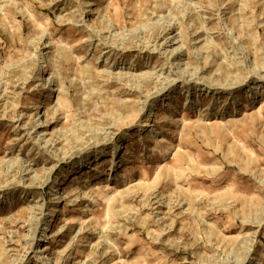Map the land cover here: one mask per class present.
I'll return each mask as SVG.
<instances>
[{
	"label": "rangeland",
	"instance_id": "1",
	"mask_svg": "<svg viewBox=\"0 0 264 264\" xmlns=\"http://www.w3.org/2000/svg\"><path fill=\"white\" fill-rule=\"evenodd\" d=\"M0 264H264V0H0Z\"/></svg>",
	"mask_w": 264,
	"mask_h": 264
},
{
	"label": "bare ground",
	"instance_id": "2",
	"mask_svg": "<svg viewBox=\"0 0 264 264\" xmlns=\"http://www.w3.org/2000/svg\"><path fill=\"white\" fill-rule=\"evenodd\" d=\"M155 131H156V129H153V128H150L149 130H147L146 131V133H148V135L146 136V137H150L152 134H154L155 133ZM161 142H163L162 141V139H161ZM168 144H169V142H167ZM160 147H161V145H160ZM173 147H174V145L172 144V143H170L169 144V146H168V150H171V149H173ZM61 175V174H60ZM59 178L60 177H58L57 178V180H59ZM62 178V177H61ZM57 180H55L53 183H54V190L52 191V193L54 194V191L56 192V194H57V187H56V182H57ZM61 182V180L59 181V183ZM108 194V193H107ZM55 196V195H54ZM110 199V198H109ZM50 202L51 201H48V202H46V203H44V205L41 207L42 209H45V208H47L48 207V204H50ZM106 202V201H105Z\"/></svg>",
	"mask_w": 264,
	"mask_h": 264
}]
</instances>
